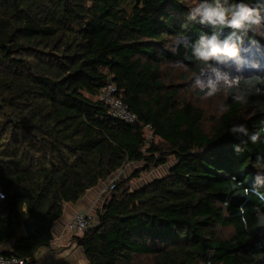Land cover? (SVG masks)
<instances>
[{"label": "trees", "instance_id": "obj_1", "mask_svg": "<svg viewBox=\"0 0 264 264\" xmlns=\"http://www.w3.org/2000/svg\"><path fill=\"white\" fill-rule=\"evenodd\" d=\"M202 5L226 20L243 5L259 24L202 23ZM263 30L264 0H0V252L33 262L66 203L134 162L73 236L86 264H264V75L229 86L209 127L164 75L178 63L202 76L225 58L199 57L213 35L240 55L264 46ZM109 83L139 123L109 115ZM145 124L157 141L143 151ZM25 220L39 221L32 236Z\"/></svg>", "mask_w": 264, "mask_h": 264}, {"label": "rangeland", "instance_id": "obj_2", "mask_svg": "<svg viewBox=\"0 0 264 264\" xmlns=\"http://www.w3.org/2000/svg\"><path fill=\"white\" fill-rule=\"evenodd\" d=\"M262 37L264 38V30L262 31ZM251 73H261L264 75V46L251 47L235 58L225 57L217 64L216 68L209 70L202 76L190 73L178 63H167L164 66V75L179 87L180 99H188L204 109L206 113V126L208 127L211 124L210 117L219 115L224 109L228 97L227 88L229 86H236L241 76ZM184 75H188L187 79L183 78ZM249 111L251 110L248 107L246 112L249 113ZM169 160L172 162L173 158L170 157ZM133 168V166L128 167L129 173ZM152 170L153 173L150 175L149 173H142L136 186L150 181L149 179L165 175L168 166L153 168ZM135 181L133 180V184ZM101 206L102 203L92 208L97 220V213ZM231 233V228L219 230V234L222 236H229ZM73 235L71 234L72 238Z\"/></svg>", "mask_w": 264, "mask_h": 264}, {"label": "crops", "instance_id": "obj_3", "mask_svg": "<svg viewBox=\"0 0 264 264\" xmlns=\"http://www.w3.org/2000/svg\"><path fill=\"white\" fill-rule=\"evenodd\" d=\"M171 164L173 162H170ZM140 163H128L123 169L113 173L109 180L116 177L117 175L126 177L130 173H132L137 167H139ZM134 167L133 170L129 173L128 167ZM153 170L150 169L148 172L152 174ZM118 173V174H117ZM139 179V178H138ZM137 178L133 179L136 180L134 184H132L133 189H138L144 186L147 182L141 183L139 186V180ZM155 179V178H154ZM154 179H149L150 181ZM108 180V181H109ZM102 182L98 186L91 188L87 191L85 196L81 198L77 203H66L64 208L63 216L55 222L53 227V236L54 239L49 247L41 248L37 254L33 262L29 264H86L87 260L84 254V250L77 245V243L73 240L71 233L64 230V226L66 225L67 221L72 218V216L78 211H92V208L96 205H100L103 203L104 196L105 198L109 194H103L102 189L108 183ZM148 181V182H150ZM102 201V202H101ZM74 236V235H73Z\"/></svg>", "mask_w": 264, "mask_h": 264}, {"label": "built area", "instance_id": "obj_4", "mask_svg": "<svg viewBox=\"0 0 264 264\" xmlns=\"http://www.w3.org/2000/svg\"><path fill=\"white\" fill-rule=\"evenodd\" d=\"M99 99L103 101L108 107V113L113 118H117L126 123H139V116L133 112L129 105L124 101L119 93V88L115 83H109L104 86L100 92ZM144 136L146 138V145L143 151H146L152 142L157 141L155 129L151 124L143 126ZM121 176L117 175L112 178L102 189L103 194H109L116 187V181ZM4 192L0 188V200L4 199ZM97 222V217L93 211H78L71 219H69L64 226V230L71 234H83ZM0 264H27L25 259L16 255H8L0 252Z\"/></svg>", "mask_w": 264, "mask_h": 264}, {"label": "clouds", "instance_id": "obj_5", "mask_svg": "<svg viewBox=\"0 0 264 264\" xmlns=\"http://www.w3.org/2000/svg\"><path fill=\"white\" fill-rule=\"evenodd\" d=\"M195 14H200L202 16V23L216 24L219 22L221 25H226L233 28L234 30L259 24V20L255 15V9H251L243 5L239 6V10L233 14L230 20H226L225 15L221 11L209 5H202L195 8L193 11V16ZM198 55L203 60H218L221 57L235 58L238 56V49L230 45L227 40L222 44L219 43L217 41V37L213 35V37L207 41V50L198 52ZM239 131L243 132L245 129L241 127Z\"/></svg>", "mask_w": 264, "mask_h": 264}, {"label": "water", "instance_id": "obj_6", "mask_svg": "<svg viewBox=\"0 0 264 264\" xmlns=\"http://www.w3.org/2000/svg\"><path fill=\"white\" fill-rule=\"evenodd\" d=\"M23 228L27 236H32L39 228V221H28L23 222Z\"/></svg>", "mask_w": 264, "mask_h": 264}]
</instances>
